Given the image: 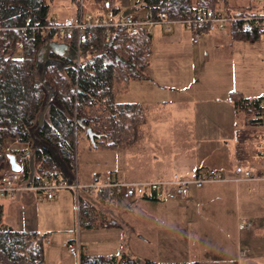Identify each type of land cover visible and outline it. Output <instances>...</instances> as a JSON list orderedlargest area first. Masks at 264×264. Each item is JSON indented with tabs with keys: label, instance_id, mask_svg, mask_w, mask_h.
Masks as SVG:
<instances>
[{
	"label": "crops",
	"instance_id": "obj_1",
	"mask_svg": "<svg viewBox=\"0 0 264 264\" xmlns=\"http://www.w3.org/2000/svg\"><path fill=\"white\" fill-rule=\"evenodd\" d=\"M222 8L227 14L246 16L257 13L260 4L256 0H226ZM139 14L140 17L136 16L139 20H150L146 9ZM163 25L168 26V34L162 40L171 45L166 46L163 55H160L157 46L153 48L160 38L155 37L151 27L153 43L146 70L153 72V77L145 70L147 78L136 80L148 83L142 85L145 96L127 102L143 106L145 123L131 136V143L117 151L126 148L171 150L164 159L157 156V164L153 168L154 175L155 171L157 175L141 180L146 182L169 180L174 174L191 178L197 171L211 168L219 170L231 180L235 177L234 171L238 165L252 170L261 179L213 183L201 188L192 186L185 199L171 187L159 191L158 200L146 197L125 199L117 195L113 203H98L99 226L83 229L89 231L84 237L79 233L82 251L106 257L128 255L127 251L119 255L118 252L122 251L118 249L104 254H91L89 244L92 238L101 245L115 244L117 240L122 243V238L127 235L122 236L124 227L120 222V214L126 209L134 211L133 207L138 206L137 199L155 203L163 200L162 220L170 222L175 218L173 199L178 197L179 202L176 203L179 207L180 204L184 206L198 200V251L204 242V235L205 238L207 235L216 236L211 231L214 228L220 230L218 236L227 234V227L234 235L236 233L237 253L220 258L214 252L213 257L206 260L198 256L199 264H264V166L260 163V160H264V123L249 124L244 112L238 110L231 99L233 92H239L248 99L264 96V37L256 40L239 39L234 35V29H231L206 32L200 42L194 44L192 31L183 24ZM184 67L187 73L182 71ZM135 85L138 84L132 81L124 92H130ZM169 131L176 134L172 135ZM243 132L245 139L239 144V134ZM17 148L20 147L9 146V154H13ZM20 155L16 154V159L22 164ZM11 170L9 163L4 164L2 179ZM94 172L104 179L127 181L120 179L117 173L106 174L98 170L81 174L78 171L76 180L88 184ZM87 196L94 200L96 194ZM228 212L229 218L226 216ZM134 223L132 221L129 228L126 226V233L134 230ZM0 224L19 231L49 234L45 264H81V258L72 255L65 246L77 235L70 234L71 230H76L77 225L82 229L80 209H77L72 194L67 191L52 200L42 193L34 192H22L15 198L0 195ZM166 227L169 225H164ZM116 236H119L118 239ZM140 239L149 241L145 237ZM206 240L216 244L213 239ZM129 256L141 264L147 259L157 261L146 256L140 257L136 251Z\"/></svg>",
	"mask_w": 264,
	"mask_h": 264
},
{
	"label": "trees",
	"instance_id": "obj_2",
	"mask_svg": "<svg viewBox=\"0 0 264 264\" xmlns=\"http://www.w3.org/2000/svg\"><path fill=\"white\" fill-rule=\"evenodd\" d=\"M107 18L112 2L115 19L121 8L113 0H93ZM226 0H140L154 22H179L192 18L199 10L219 11ZM79 11L77 20L81 18ZM242 16V15H240ZM49 21L48 0H0V185L1 169L8 160V143L20 148L13 154L29 153L22 184L44 181L73 183L78 172L77 147L80 137L91 128L99 135L96 148L117 151L145 123L139 103L118 102L119 93L132 81L146 79L145 70L153 38L144 29L131 32L125 26H87L58 35L34 32L30 27ZM239 39L256 40L258 30L234 29ZM22 43V50L16 44ZM58 42L62 49L54 44ZM40 59L44 63L40 65ZM231 99L243 111L249 124L264 123V96L248 99L233 92ZM83 126H82V124ZM264 125V124H263ZM245 139L239 134V144ZM91 147H94L90 141ZM147 199L158 200V192ZM98 203L105 204L106 191L95 199L80 202L82 229L101 223ZM49 234L19 231L0 224V264H45ZM81 264H141L128 255H89L82 251ZM143 264H199L198 262H157Z\"/></svg>",
	"mask_w": 264,
	"mask_h": 264
},
{
	"label": "rangeland",
	"instance_id": "obj_3",
	"mask_svg": "<svg viewBox=\"0 0 264 264\" xmlns=\"http://www.w3.org/2000/svg\"><path fill=\"white\" fill-rule=\"evenodd\" d=\"M140 0H113L116 6H119L125 13H132L135 16L140 17L139 13L143 11ZM49 4V19H56L60 22H65L68 19L74 21L77 20L79 11L82 13L84 19L88 17L96 18L99 10L97 9L93 0H48ZM223 10V8H221ZM171 26V25H170ZM155 37H159L157 44L154 43L153 48L157 46L160 51V55H163V51L166 44L162 38L167 36L168 26L158 24L152 26ZM54 47L58 50L62 49V46L56 42ZM181 58H183L181 56ZM44 63L43 59H40V65ZM181 71V70H180ZM184 73H187L186 67L182 69ZM147 74L153 72L146 70ZM188 75V74H187ZM135 87L130 92L120 93L116 97L118 102H132L145 96L143 94L142 85L148 84L143 81H135ZM170 134H176L173 131H169ZM18 146L17 142H9L8 146ZM171 151H159L158 149L152 150V148L144 150L122 149L120 151H108L96 147H91L90 141L85 137H80L77 147V163L79 173L92 172L98 170L100 172L111 174L117 173L120 179L127 181H141L146 179L155 178L157 172L153 168L157 156L164 159L169 156ZM262 161V162H261ZM260 163L264 166V160H260ZM158 166H161L159 164ZM188 197V196H187ZM122 199V198H121ZM183 199V198H182ZM137 199L138 206L134 208V211L126 209L120 214V222L123 224L121 241L117 240V243L111 245L100 244L98 240L92 238V242L89 244V251L91 254H104L110 250L118 249L119 255L127 251L128 256L131 252L136 251L141 256L157 259L158 262H198V256L202 259L212 258V254L223 258L230 253H237V239L236 233L233 234L232 230L227 227L226 233L223 236H218L219 229H212L211 231L216 236H210L206 238L213 239L216 244H210L203 236L204 242L199 246L198 251V200H194L189 204H184L181 207L176 202H179V198L173 199L174 204V216L175 218L170 222H164L162 220L163 200L158 203L153 201L139 200ZM126 204L128 201L123 200ZM127 206V205H125ZM124 206V207H125ZM187 206V207H185ZM243 207V206H242ZM205 215V214H204ZM227 218L230 217L229 212L226 214ZM153 217V218H150ZM154 221H152V220ZM135 221L134 230L128 232V228ZM133 224V225H134ZM164 225L169 227L164 228ZM178 226V227H177ZM75 230V228H74ZM71 230L70 234L75 235L81 233L82 237L89 231L80 229L77 225L76 230ZM117 234H120L118 232ZM220 235V234H219ZM119 236H116L118 239ZM127 237V239H126ZM141 237L147 238L148 242H143ZM219 241V242H218ZM242 256V255H241ZM245 262V261H244Z\"/></svg>",
	"mask_w": 264,
	"mask_h": 264
},
{
	"label": "built area",
	"instance_id": "obj_4",
	"mask_svg": "<svg viewBox=\"0 0 264 264\" xmlns=\"http://www.w3.org/2000/svg\"><path fill=\"white\" fill-rule=\"evenodd\" d=\"M260 4V9L257 13L240 16L227 14L222 10H199L194 13L192 18L179 22H154L152 20L142 21L139 20L132 13H122L119 18L115 19L114 6L112 2L107 4V18L105 20L94 17H88L84 19L81 14V18L78 22L72 19H68L65 22H60L56 19H49L44 25H34L30 27L34 32H41L44 34L54 32L58 35H65L71 33L74 28L79 30L85 29L87 26H125L128 27L131 32H138L144 29L147 33H150L151 27L157 24L164 23H180L193 33V42L198 44L201 40V36L204 33H213L217 31H226L231 29L241 30L242 32H248L252 30H258L261 36L264 37V0H256ZM23 44L17 43L16 50H22ZM29 153L20 155L21 159V172L9 171L0 185V195H9L13 198L17 194L22 192H34L42 193L47 199L52 200L60 196L64 191L72 194L77 209H80L81 200L89 194H97L102 190L106 191V202L113 203L116 196L120 195L125 199H131L135 197L151 196L154 192L164 191L167 188H173L178 196L181 198H187L190 188L192 186L201 188L207 184L223 183L233 181L239 183L241 181H255L260 180L261 177L257 176L252 170L246 169L243 166L238 165L235 168V177L228 179L221 174L217 169H206L197 171V173L187 178L180 174H174L172 178L164 181H120L118 179H104L94 172L92 174L91 182L88 184H82L78 180L73 183H67L65 181H44L41 184H22L23 181V168L24 165L30 160ZM66 248L72 255L81 258L82 243L77 233L75 239L72 242L65 244Z\"/></svg>",
	"mask_w": 264,
	"mask_h": 264
},
{
	"label": "water",
	"instance_id": "obj_5",
	"mask_svg": "<svg viewBox=\"0 0 264 264\" xmlns=\"http://www.w3.org/2000/svg\"><path fill=\"white\" fill-rule=\"evenodd\" d=\"M82 126H83V124H82ZM86 136L89 137L90 141L92 142L93 146L95 147L96 146V139L99 138V135L97 133H95L91 128H88V129H86ZM8 160H9V164L11 166L12 171H14V172H21L22 171V166L17 161L16 155L8 154Z\"/></svg>",
	"mask_w": 264,
	"mask_h": 264
}]
</instances>
